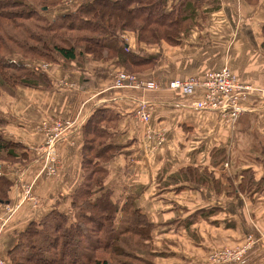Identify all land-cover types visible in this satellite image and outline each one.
Masks as SVG:
<instances>
[{"label":"crops","instance_id":"crops-1","mask_svg":"<svg viewBox=\"0 0 264 264\" xmlns=\"http://www.w3.org/2000/svg\"><path fill=\"white\" fill-rule=\"evenodd\" d=\"M85 1L90 0H64L62 6ZM217 6L199 15V26L176 45L140 43L128 31L119 35L125 52L156 58L151 69L136 75L156 83V89L115 87V75L123 70L117 58L82 53L35 64L49 86L18 87L0 95V134L22 144L28 155L27 162H3L0 169L12 180L9 200L0 203L1 257L29 222L70 206L83 179V125L104 111L112 118L106 140L119 147L102 165L104 184L115 199L133 195L153 224L152 245L160 254L155 264H264V98L252 95L246 103L250 109L231 124L217 112L192 107L202 93L167 86L172 79L227 65L240 82L264 87V0L256 5L218 0ZM142 103L148 121L136 114ZM54 118L74 126L57 143L56 173L48 175L43 123ZM26 188L36 204L23 199ZM249 236L254 243L240 263L212 260L224 248L247 245Z\"/></svg>","mask_w":264,"mask_h":264},{"label":"trees","instance_id":"trees-1","mask_svg":"<svg viewBox=\"0 0 264 264\" xmlns=\"http://www.w3.org/2000/svg\"><path fill=\"white\" fill-rule=\"evenodd\" d=\"M63 1L0 0V95L18 87L49 86L35 64L72 60L82 53L116 57L124 71L138 75L151 69L156 58L125 52L119 41L123 31L135 33L140 43L176 45L199 26V15L218 7V0H90L71 8ZM259 1L246 0L252 5ZM261 35L264 51V23ZM111 119L96 111L83 125V179L70 198L72 215L55 207L29 222L3 257L6 264H155L160 254L152 245L153 224L133 195L115 199L104 184L102 165L119 150L106 140ZM23 148L0 134V169L3 162H27ZM262 156L264 163V149ZM11 186L12 180L0 174V203L9 200Z\"/></svg>","mask_w":264,"mask_h":264},{"label":"built area","instance_id":"built-area-1","mask_svg":"<svg viewBox=\"0 0 264 264\" xmlns=\"http://www.w3.org/2000/svg\"><path fill=\"white\" fill-rule=\"evenodd\" d=\"M114 86L136 87L144 89H156L158 85L152 81L140 80L135 74L120 70L115 75ZM168 88L180 90L186 94L195 92L202 93L200 99L192 103L193 108L210 110L217 112L227 123H234L239 116L250 108L246 104L248 99L256 94L264 98V87H255L251 84L240 82L233 70L227 65L213 71L197 72L185 79H172L167 84ZM136 114L143 121L150 119V114L146 105L142 103ZM45 140L42 149L49 163L45 169L48 175L56 173L55 147L61 141L68 130L74 126V122L68 119L54 118L51 123L44 122ZM162 140L158 137V142ZM41 149V150H42ZM25 200H32L36 204L37 200L30 194V189L23 191ZM8 210L11 212V208ZM254 243L251 236L248 237L247 245L236 248H224L212 254V260L217 262L240 263L244 257L245 250ZM0 264H6L4 258L0 257Z\"/></svg>","mask_w":264,"mask_h":264},{"label":"rangeland","instance_id":"rangeland-1","mask_svg":"<svg viewBox=\"0 0 264 264\" xmlns=\"http://www.w3.org/2000/svg\"><path fill=\"white\" fill-rule=\"evenodd\" d=\"M66 211V212H69V214H71V210L69 209V207H68V205H67V207H66V209H64V208H61V211ZM72 215V214H71ZM82 251H84L83 249H81V252ZM86 254H88V251H87V253ZM98 254V257L99 258H101V259H103V258H106V255H104V254H100V252H98L97 253ZM19 256V255H18ZM1 257V256H0ZM3 258V257H2Z\"/></svg>","mask_w":264,"mask_h":264}]
</instances>
